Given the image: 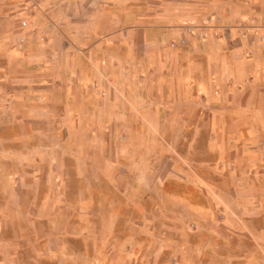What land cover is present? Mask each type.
I'll return each instance as SVG.
<instances>
[{
    "label": "rangeland",
    "instance_id": "1",
    "mask_svg": "<svg viewBox=\"0 0 264 264\" xmlns=\"http://www.w3.org/2000/svg\"><path fill=\"white\" fill-rule=\"evenodd\" d=\"M56 1L0 0V264H264V0ZM187 18L230 69L151 68Z\"/></svg>",
    "mask_w": 264,
    "mask_h": 264
},
{
    "label": "crops",
    "instance_id": "2",
    "mask_svg": "<svg viewBox=\"0 0 264 264\" xmlns=\"http://www.w3.org/2000/svg\"><path fill=\"white\" fill-rule=\"evenodd\" d=\"M66 1L67 0H58L56 1L57 3L60 2V7L66 6ZM184 23H182L183 25ZM182 25L179 26V28H173V30H162V29H156L155 32H153V29H149L148 27L145 28L144 31V36H145V41L147 42V44L149 45L150 48H148L147 51V58L149 63H152V69H155V67L159 70L162 69L163 66H166L167 63L172 62L173 59V67H174V60L175 59H180L181 61L184 62H193L195 59H197L198 57H202L205 60V67H207V72L208 74L213 73V70L215 72V70H228L230 69V65L227 63V61L225 60L223 54H220L219 48L222 45L221 43H219L218 41H215L213 39H211L210 41H196L195 39H193V41L191 40V38L189 37V41L188 44L184 47H176V48H171L170 49H166L163 42H166L167 38L170 37L168 39V41H170V39H176L180 33H181V28ZM232 45L234 46V48H242L244 47V43L242 41L241 38H236L233 39ZM169 46V45H168ZM188 49H184L187 48ZM180 48L178 51L174 52V49ZM166 50V51H165ZM146 53V52H145ZM166 55H168L169 58H166ZM222 56V58H224L222 60L221 63H218L216 65V63L214 62V58L215 57H220ZM213 61V62H212ZM211 62L215 65H211ZM220 62V60H219ZM207 63V64H206ZM238 65V63H237ZM193 67V64L190 63L189 65V69H191ZM175 68V67H174ZM156 69V70H157ZM173 77L178 78V75L173 74ZM179 79V78H178ZM164 81L163 80H159L157 82V89L159 91H161L163 93V87H162V83ZM145 116H147V119L149 121H152L153 119V114H149L146 113Z\"/></svg>",
    "mask_w": 264,
    "mask_h": 264
},
{
    "label": "built area",
    "instance_id": "3",
    "mask_svg": "<svg viewBox=\"0 0 264 264\" xmlns=\"http://www.w3.org/2000/svg\"><path fill=\"white\" fill-rule=\"evenodd\" d=\"M197 25L193 23L191 18H187L181 28V33L176 39H171L168 43L169 47H184L188 44L189 37L195 33ZM201 37L204 38L206 35V28L203 26L200 32ZM20 41H24L22 38Z\"/></svg>",
    "mask_w": 264,
    "mask_h": 264
}]
</instances>
